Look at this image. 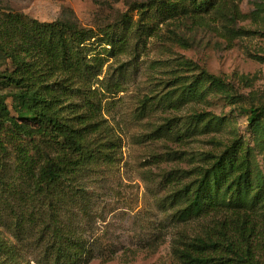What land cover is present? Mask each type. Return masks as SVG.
Here are the masks:
<instances>
[{"label": "rangeland", "instance_id": "obj_1", "mask_svg": "<svg viewBox=\"0 0 264 264\" xmlns=\"http://www.w3.org/2000/svg\"><path fill=\"white\" fill-rule=\"evenodd\" d=\"M149 1L160 3L0 0V19H76L96 34L62 101L64 117L92 141L94 159L64 184L74 195L58 213L22 164L26 158L37 170L56 152L40 137L0 128V248L9 249L0 264L9 256L15 264H51L45 253L58 230L86 247L89 260L80 264H181L175 248L208 220L180 221L184 205L173 198L207 156L241 140L264 172V145L249 126V110L264 106V0H233L234 18L231 11L202 25L159 16L155 7L141 16L135 9ZM8 69L1 57L0 73ZM202 69L223 78L224 89L203 82L198 94L185 91ZM0 89L12 107V88Z\"/></svg>", "mask_w": 264, "mask_h": 264}, {"label": "trees", "instance_id": "obj_2", "mask_svg": "<svg viewBox=\"0 0 264 264\" xmlns=\"http://www.w3.org/2000/svg\"><path fill=\"white\" fill-rule=\"evenodd\" d=\"M154 7L159 16L184 17L201 25L207 17L219 21L231 11L233 18L236 16L233 0H160L157 5L149 1L135 10L144 16ZM128 21L124 17L122 24ZM95 37L76 19L40 23L15 14L0 19V58L11 64V69L0 73V86L12 88L13 101L10 107L0 96V128L10 125L18 136L40 137L56 152L53 156L47 154L37 170L26 158L22 164L23 173L27 172L29 181L42 191L57 213L74 195L64 192V184L94 159L92 141L84 129L67 121L62 101L86 63L84 45ZM203 82L219 90L225 87L223 78L202 69L200 78L184 86V90L198 94ZM249 113V126L264 145V106L253 107ZM198 117L201 116H195ZM206 161L208 165L174 195L173 201L184 205L179 210L180 221L205 218L208 224L182 247H176L175 254L181 264H257L264 245V172L241 140L233 142L221 155L207 156ZM54 236L45 253L51 264L88 262L85 246L61 230ZM7 250L0 248V253L6 254ZM3 264H15L14 258L9 256Z\"/></svg>", "mask_w": 264, "mask_h": 264}]
</instances>
